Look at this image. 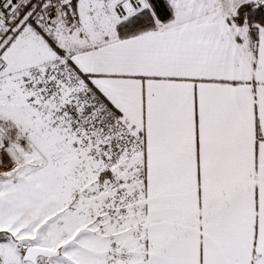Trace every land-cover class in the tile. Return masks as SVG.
I'll list each match as a JSON object with an SVG mask.
<instances>
[{"label": "snow or ice", "instance_id": "1", "mask_svg": "<svg viewBox=\"0 0 264 264\" xmlns=\"http://www.w3.org/2000/svg\"><path fill=\"white\" fill-rule=\"evenodd\" d=\"M0 264H264V0H0Z\"/></svg>", "mask_w": 264, "mask_h": 264}]
</instances>
